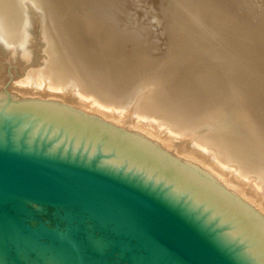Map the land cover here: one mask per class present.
Returning <instances> with one entry per match:
<instances>
[{"label": "water", "instance_id": "95a60500", "mask_svg": "<svg viewBox=\"0 0 264 264\" xmlns=\"http://www.w3.org/2000/svg\"><path fill=\"white\" fill-rule=\"evenodd\" d=\"M0 107V264H264V229L141 142L37 101Z\"/></svg>", "mask_w": 264, "mask_h": 264}, {"label": "bare ground", "instance_id": "6f19581e", "mask_svg": "<svg viewBox=\"0 0 264 264\" xmlns=\"http://www.w3.org/2000/svg\"><path fill=\"white\" fill-rule=\"evenodd\" d=\"M174 1L175 0H173V2ZM186 1L187 0H183L181 2V5L184 7L179 10L182 12L180 13L181 14L179 16L180 18H178V23H180L182 19H188L191 23L194 22L196 19L198 21L199 18L205 20V18L203 19V16L201 15L199 8L198 6L195 5L194 1L193 4H191L192 6L191 8H186L185 5L187 4L185 3ZM46 2L47 0H0V48L5 53L9 52L11 56H15L16 53V55L19 56L20 58L25 60L28 59L29 55L27 53V40L31 39L32 36L31 21L33 18H38L40 20L39 21L41 24L40 36L42 42L41 48L43 52L41 65L38 70H35L33 72L29 71V73H27V76H25V79L22 81L26 84L24 86V91L28 90V92L27 91L26 92L27 94H29V90L30 89L32 90V88L36 90L42 89V91L45 89H49V90L56 89L59 90V92L62 94V95L60 94L61 98L69 102L75 103L74 104L75 107H76V103L79 104V102H81L80 105H85L83 100L81 99L86 98L88 102L98 103L99 105H101V108L102 106L103 108L104 107L108 108L110 111H106V113L102 109L106 115L103 112L101 113L100 111L99 114H101L102 117L110 121H114L115 123H119V119L121 120L124 118H129L130 120H134L132 124L133 127L135 128V132L137 133H135L134 135L130 133L127 134L124 133V131L123 132L120 131L118 127L115 128L111 126V124L108 125L109 124L108 121L107 124L97 119L91 118L90 115L85 116L84 113H81L72 107H65L64 105L61 104L46 102L49 105L56 106L58 109L67 110L71 113H74L78 116H81L85 119H88L92 122H95L99 125H102L106 128H109L113 131H116L120 134H123L127 137H130L134 140L141 142L142 144L156 151L160 155L174 162L178 166L182 167L183 169L197 176L201 180L215 187L219 191L223 192L228 198H230L237 206H239L246 214H248L255 222H257L264 229V123L261 120V118H255V116L254 118H252L253 114L252 112H251L252 115L250 114V105L248 104L250 102H247V100H245L242 94L238 95L237 93L238 91L235 90L236 89L235 86L238 81L242 82L244 80H249V79L243 77L242 79H238L235 85L229 84V81H231L235 76L232 73V71L234 72L235 59L231 58L229 61L225 60L228 61V63H225L223 60V63L227 64V65L223 64L225 66H222L221 65L222 62L216 60L217 62L215 68L217 69L216 72L218 76L217 79H219L220 81V83H218L219 85H217L218 86L217 89L215 90L214 93L212 92L213 93L212 95L210 96L208 95L205 98L200 96L201 98L199 97L195 101H190L189 99H188L189 101H186V99L189 96L183 98L176 91H172L175 90V85H174L175 83L173 84L174 81L171 78L170 74H164V73L157 74L156 72H154L156 74L152 75L153 72H147L144 70L141 71L142 69L137 71V76L133 78V80L129 83V85L124 86V88L122 87L123 89L117 92L116 90L118 88L115 90V87L117 86L113 87L114 85L111 79L109 78L108 79L105 78L104 80H102L101 78L99 79L98 75H96L97 71L95 70H94L95 73L92 74L91 71H93V69L90 71L88 67L93 68V66H90L89 64L88 67L86 66V64L84 63L86 57H84V60L78 57V55L75 53L77 52L75 51L76 46H74V50H73L74 52L70 48L72 46L70 47L68 46L73 41H70L69 44L67 43V41L64 38L66 33L64 34V36L62 33L63 27L59 29L60 26H58L57 28V24L54 22L55 14L52 15L53 12L50 11L52 6L50 7L49 5L50 8L49 9L47 5L48 3L46 4ZM122 2L125 3L127 1L124 0ZM206 2L207 1H205V3ZM212 2L213 1H211V3ZM140 3H143V0L140 1ZM144 3L148 4V2L147 3L145 2V0ZM152 3L155 4V2H151V4ZM167 3L170 2L166 1L165 3L164 1L163 6L165 7ZM151 4L149 3L150 6ZM174 4H178V3H174ZM149 5L147 8H149ZM155 5L152 6L156 8ZM173 7L176 6L174 5ZM113 8L111 9L113 10ZM212 8L209 10V12H207L208 16L207 17L204 16V17H206V20H212L214 22L216 21L219 24L220 29L223 32H225L227 36L230 35L227 32L228 30L226 29L225 22L221 21V19H218L214 15L215 10ZM155 10H158V7ZM161 10L163 11V9ZM171 10H173V8ZM55 13L57 15V13L59 12L56 11ZM157 13L159 12L156 11V15ZM150 14H152L151 11ZM165 14L163 13V16H165ZM158 17H160V15H158ZM168 18L170 19V17ZM170 20L167 19V21ZM166 22L163 23L167 24ZM172 22H170V24ZM166 29L167 32L168 28L166 27ZM254 37H256V35H254ZM134 39L135 38H133L132 40ZM30 43L31 42H29V44ZM28 48L30 47L28 46ZM76 48L78 50V47ZM100 48H103V46H101ZM214 52H215L214 54H216V51ZM232 54L234 55V53ZM217 57L219 58L218 55ZM198 65H201V63ZM195 66L196 65H194L193 67ZM206 71H207L206 73H208V69ZM190 73L192 72L190 71ZM172 75L175 74L173 73ZM211 78L213 79V77ZM186 79H188V77ZM184 83L187 84L186 82ZM24 91H20V92L26 93ZM31 93H33V91ZM140 93H142L141 94L142 96H138ZM256 101L258 102V99ZM37 102L44 103L41 101H37ZM238 102H239L238 109L231 108L232 104ZM9 105L10 104L0 103V107L9 106ZM80 105L78 106L80 107ZM87 106L88 105H85L83 107L86 108ZM79 107L78 109L83 110L82 108ZM89 107L90 106H88L87 109ZM253 108L251 107V109ZM89 109L86 110L88 111L87 113H91L92 109L90 110ZM143 119L145 122H142ZM146 126L147 128H145ZM157 127H159V129ZM196 128L200 130L195 131L194 135H190V136L188 135V138L185 139L188 140L187 142L188 147L195 153V154L193 153L186 155L187 159H185L186 160L185 164H179L175 162L173 159H171L170 157L166 156L163 153L165 149L161 150L160 148L157 147L158 143H156L157 146H155L154 144L153 145L150 144L149 140H147V138L148 139L153 138L156 141H158L161 146L168 147L169 144L167 143V140L164 137H168V139L171 138L169 137L170 135L166 131H172L175 134L176 133L190 134V132H192ZM143 135L147 137L145 138L143 137ZM178 136H180V134ZM151 140L152 139H150V141Z\"/></svg>", "mask_w": 264, "mask_h": 264}, {"label": "rangeland", "instance_id": "374dc122", "mask_svg": "<svg viewBox=\"0 0 264 264\" xmlns=\"http://www.w3.org/2000/svg\"><path fill=\"white\" fill-rule=\"evenodd\" d=\"M110 1L47 0L46 2V4L48 3V8L49 5L50 7L52 6L50 11L53 12L52 15L55 14V17H53L55 19L54 22L57 24V28L58 26H60L59 29L63 27L62 30L64 32L62 30L60 31H62L63 36L66 33L64 38L67 43L69 44L70 41L74 42L70 43V45L68 46H72L70 47L72 51L74 50V46L78 47V50L75 47V51H77L75 53L78 55V57H80V59L82 58L84 60V57H86L84 63L87 67L88 64L90 66H93V68L88 67L90 71L93 69V71H91L92 74L97 71L96 75H98L99 79H111L113 81V87L117 86L115 87V90L118 88L116 90L117 92L121 91L124 86L129 85L133 78L137 76L138 70L142 69L141 71L144 70L147 72H153L152 75L156 73L170 74L171 78L174 81L173 84L175 83V90L172 91H176L183 98L189 96L187 99L185 98L186 101H195L200 96L205 98L208 95H212L217 89V85H219L218 83H220V81L219 79H217V69L215 68L217 62L216 60H219V62H222L221 65L225 66L227 65L225 63H228V61L232 58L235 59L234 72L232 71L235 76L232 79L233 81H229V84L235 85L237 80L242 79L243 77L249 79L242 82L238 81L235 86V90L238 91V95L242 94L245 100H247V102H250L248 104L250 105V114L251 112L253 114H251L252 118H254V116L255 118H261L264 123V0H187L188 2H185L187 3L185 4L186 8H191V4H193L194 1L195 5L198 6L199 11L201 12L203 19L205 18V20L199 18L198 21L196 19L192 23L188 19H182L181 22L178 23V18H180L179 16L182 12L179 10L184 7L181 5V2L183 0H175L174 2L173 0H164L165 3L166 1L170 2L165 5L166 8L163 6V0H145V2H148V4H145L144 0L143 3H140V1L142 0H125L127 1L125 2L127 5L122 2L124 0ZM205 1L207 2L205 3ZM211 1L213 2L211 3ZM151 2H155L156 5L154 3L151 4ZM149 3L151 4V6L149 5ZM172 3L178 4H174L176 7H173L174 5ZM148 5L149 8H147ZM152 5H155L156 8ZM157 7L158 10H155L157 9ZM111 8H113V10ZM170 8H173V10H171ZM211 8L215 10L216 14L213 12L214 15L218 19H221V21L225 22L226 29L228 30L227 32L230 35L227 36V34L220 29L219 24L216 21L214 22L212 20H206V17L208 16L207 12H209ZM161 9H163V11ZM56 11H58L60 14L57 13L56 15ZM150 11L152 14H150ZM156 11L159 12L157 13V15ZM164 11L166 12V14ZM168 11L171 13H169ZM163 13L166 17L163 16ZM158 15H160V17H158ZM168 17H170L171 20ZM167 19L170 21H167ZM173 19L177 20L174 21ZM39 21L40 20L38 18H33L31 21L32 36L31 39L27 40V53L29 55L28 59H22L17 56L16 53L15 56H11L9 52L5 53L0 48V103H19L28 101L57 103L64 105L65 107H72L75 110L84 113L85 116L90 115L91 118L97 119L101 122L107 123L108 121V125L111 124V126L115 128L118 127L120 131H124V133H130L133 135L137 133L135 132V128L132 124L134 120L124 118L121 119L122 121L119 119V123L110 121L99 114L100 112L104 113L105 111L106 113V111H110L108 108H103V106L101 108V105H99L98 103L92 102V104L91 102H88L86 98H83L81 100H83L85 105L90 106V109L94 107L91 110L92 114L87 113L88 111L86 110L89 109H87L88 106L84 108L83 106L85 105H80L81 102H79V104L76 103L75 107V103L61 98V93L59 92V90L45 89L42 91V89H40V91L39 89L36 90L32 88V90H29V94H27L28 90H26L27 92L24 91V86L26 84L22 81L25 79V76H27V73H29V71L33 72L40 68L43 56L40 36L41 24ZM163 22H166L167 24H164ZM170 22L172 23L170 24ZM175 23L179 26H177ZM166 27L168 28L167 32ZM253 33L254 35H256V37H254ZM134 36H136L137 38ZM131 37L135 38L134 40L136 41L132 40L133 38ZM29 42L31 43L29 44ZM28 46L30 48H28ZM101 46H103V48H100ZM214 51H216V54H214ZM232 53H234V55ZM217 55L219 56V58L217 57ZM203 56L209 58L206 59ZM223 60L225 63H223ZM200 63L201 65H198ZM194 65H196V68L193 67ZM207 67H209L210 69ZM207 69L208 73H206ZM189 70L192 73H190ZM173 73L175 75H172ZM185 77H188L189 80ZM211 77H213V79ZM184 82H186L187 84H185ZM20 91H24L26 93H22ZM32 91L33 93H31ZM34 91L36 94L34 93ZM189 91H191L192 94ZM42 92L44 95L42 94ZM141 94L142 93H140L138 96H142ZM257 99L258 102L256 101ZM78 105H80V107ZM238 105L239 102L232 104L231 108L238 109ZM77 106L79 108H82L84 111L78 109ZM251 107H254L256 109L253 108V111ZM109 121L113 123H110ZM142 122H145L144 119L142 120ZM145 128H147V126ZM157 128L159 129V127ZM199 130L196 128L195 130L190 132V134H175L172 131H166L171 138L168 139V137L163 136L169 144L168 147L161 146L160 143L153 138H147V140H149L150 144H154L155 146H157L156 143H158L157 147L161 150L165 149L163 153L173 159L175 162L179 164H185V159H187L186 155L194 153L187 145L188 140L185 139L188 138V135H194V132ZM179 134L180 136H178ZM181 134L182 136H184L182 137ZM143 137L146 138L147 136L143 135ZM150 139L152 140L150 141ZM189 149L191 153L189 152Z\"/></svg>", "mask_w": 264, "mask_h": 264}]
</instances>
